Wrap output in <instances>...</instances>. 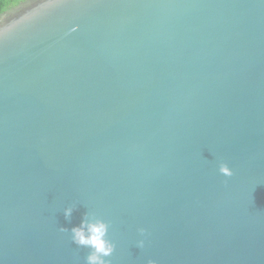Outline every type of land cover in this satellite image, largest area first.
<instances>
[{
    "label": "water",
    "instance_id": "water-1",
    "mask_svg": "<svg viewBox=\"0 0 264 264\" xmlns=\"http://www.w3.org/2000/svg\"><path fill=\"white\" fill-rule=\"evenodd\" d=\"M88 211L111 264H264V0L0 16V264H85Z\"/></svg>",
    "mask_w": 264,
    "mask_h": 264
},
{
    "label": "clouds",
    "instance_id": "clouds-1",
    "mask_svg": "<svg viewBox=\"0 0 264 264\" xmlns=\"http://www.w3.org/2000/svg\"><path fill=\"white\" fill-rule=\"evenodd\" d=\"M53 3H57V0H53ZM219 172L227 177L233 175L232 169L224 162L220 163ZM75 208L76 204L63 208L65 220L71 221ZM109 227V222L88 211L81 217L78 224L67 229L70 232V238L74 245L78 248L88 249L85 264H111L106 258L113 254L116 245L108 237ZM64 230V227H61V231ZM138 231L143 236L146 230L139 228ZM137 247H144L143 239L137 241ZM147 264H156V262L149 260Z\"/></svg>",
    "mask_w": 264,
    "mask_h": 264
},
{
    "label": "trees",
    "instance_id": "trees-1",
    "mask_svg": "<svg viewBox=\"0 0 264 264\" xmlns=\"http://www.w3.org/2000/svg\"><path fill=\"white\" fill-rule=\"evenodd\" d=\"M27 0H0V16Z\"/></svg>",
    "mask_w": 264,
    "mask_h": 264
}]
</instances>
